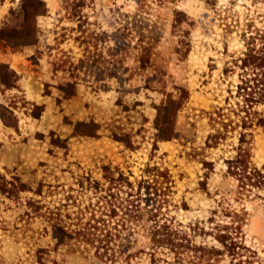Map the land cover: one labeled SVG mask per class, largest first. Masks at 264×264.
Wrapping results in <instances>:
<instances>
[{"label": "rangeland", "instance_id": "obj_1", "mask_svg": "<svg viewBox=\"0 0 264 264\" xmlns=\"http://www.w3.org/2000/svg\"><path fill=\"white\" fill-rule=\"evenodd\" d=\"M42 1L34 44L0 42L10 84L0 82V264H103L92 262V246L58 244L53 223L84 222V208L111 186L107 174L137 186L151 180L154 166L173 180L160 212L194 244L222 249L216 228L239 226L237 254L226 251L218 264H264V188L240 189L226 163L249 114L251 162L264 164V126L256 125L264 118V66L243 62L253 37L264 57V0ZM21 3L0 0V30L20 31ZM183 91L189 97L177 137L156 141V106ZM247 96L257 100L248 108ZM35 106L43 107L38 118ZM219 115L231 124L217 146L206 147L208 135L222 130ZM77 122L97 124L96 135H74ZM122 190L125 198L127 185ZM140 193L139 218L127 224L132 233H123L125 253L115 264H152L154 204L145 187Z\"/></svg>", "mask_w": 264, "mask_h": 264}, {"label": "trees", "instance_id": "obj_2", "mask_svg": "<svg viewBox=\"0 0 264 264\" xmlns=\"http://www.w3.org/2000/svg\"><path fill=\"white\" fill-rule=\"evenodd\" d=\"M45 11V4L42 0H22L20 31L14 29L9 31V25L5 26L0 30V42H3L13 49L34 44L37 37L36 18L44 14ZM255 39L254 37L251 38V42L248 44L249 52H247V57L244 58L243 62L244 65L252 63L256 67H263L264 57L256 53ZM263 47L264 44L259 49L263 50ZM6 71L0 69V82L5 87H9L10 84L7 82L8 73ZM183 93L180 96L168 94L156 106V116L154 119V127L157 130L154 134L156 141L169 140L177 137L176 125L178 112L189 97L187 92L183 91ZM263 98L264 87L259 99ZM244 102L246 108H248L250 105L256 103L257 100L251 96H247L244 97ZM42 112V106H35L32 115L38 118ZM249 116V114H246V116L241 117V131L239 133V145L236 156L226 160L227 173L238 180V186L243 190L264 188V164L261 168H258L251 162V140L253 135L248 130L253 126L254 120ZM3 117L6 118L4 115ZM219 117V121H221L219 122L220 128L222 130L218 129L215 134L208 135L206 147L217 146L220 140L225 138V132H227V128L231 123L223 122V117L220 115ZM211 119L213 123L217 118ZM256 125L264 126V118H259L256 121ZM231 128L234 129V127ZM97 129L98 126L94 122H77L74 126L73 133L76 136H95ZM248 137L249 139H247ZM154 146V149H156V142ZM104 169L106 172L109 171L108 167ZM147 173L148 176H151V180L148 177L147 180L139 181L137 186L129 182L128 178L124 177L122 173H119L116 178L114 175L109 176L107 174L105 177L111 182V186L107 188L105 196L102 197L103 201H98L84 208V214L87 212L89 214L84 222H79L78 226L74 229L65 227L59 220L53 223V237L58 240V244H65L66 241L74 239L85 246H92L95 249L92 262L97 261L103 264H115L118 257L125 253L123 240L128 239V236L132 233L131 228L127 224L139 218V211L137 209L139 200L141 199L140 191L142 187H145L146 197H148L147 202L154 204L152 206L153 209L150 210V220L153 222V225L147 230L152 264H158L159 260L163 261V264L171 263L166 257H158L159 254H163L164 256L172 255L175 262H181L183 264H218L226 251L229 254H233L232 258H234L235 254H237L235 251L237 242L234 241L235 237L232 233L239 226L234 227L228 225L222 228H216L214 236L223 246L222 249L206 244H194L186 231L175 226L167 216L164 217V214L160 212L163 202H165V197L170 193L173 183L169 170L167 168L160 170L157 166H154L149 168ZM124 184L129 189L125 193V198L121 195ZM0 192L4 193L6 189L0 186ZM161 192L162 195L160 194ZM130 196H133L132 199H129ZM100 202L102 204H99ZM97 210L99 214H97ZM117 217L119 218L117 220L120 221V224L111 226L107 219ZM125 231L128 236L123 238L122 236ZM231 264H241V262H232Z\"/></svg>", "mask_w": 264, "mask_h": 264}]
</instances>
